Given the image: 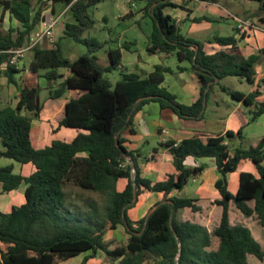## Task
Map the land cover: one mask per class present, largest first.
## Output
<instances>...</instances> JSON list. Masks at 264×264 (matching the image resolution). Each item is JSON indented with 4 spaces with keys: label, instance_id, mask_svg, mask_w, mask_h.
<instances>
[{
    "label": "trees",
    "instance_id": "1",
    "mask_svg": "<svg viewBox=\"0 0 264 264\" xmlns=\"http://www.w3.org/2000/svg\"><path fill=\"white\" fill-rule=\"evenodd\" d=\"M102 1L36 0L33 6L32 0H0V78L4 77L19 91L15 106L0 108V159L31 164L33 168L28 176H22L14 172L13 165L0 166V196L25 185L24 203L13 206L9 212H0V243L5 246L0 250V264H58L80 255H84L80 264H86L99 251L115 264H248L247 255L263 261L264 250L250 230L230 224L228 205L232 201L245 217L255 216L264 228V136L248 148L241 144V130L236 134L227 131L205 141L192 136L179 142L159 143L151 151L152 159L156 160L159 149L167 150L175 173L157 182L141 176L140 150H127L126 140L122 138L124 133L134 134L133 117L149 103H157L161 110L170 109L181 120L199 121L204 117V100L214 87H221L222 79L236 77L254 84L258 56L236 55L234 36L213 39L220 46H229L231 52L208 55L202 43L182 35L179 24L165 13L168 6H173L169 0H144L142 17L150 18L152 23L146 53L174 55L179 63H188L200 85L198 99L189 105L182 104L165 85V75L173 74L169 67L154 65L144 74L122 71L119 49L128 50L127 44L108 50L106 66L98 63L95 52L104 43L82 35L94 23L87 14L88 8ZM201 1L217 3V0ZM255 1L263 13L259 21L264 26V0ZM55 6L68 13L69 21L63 24L62 37L85 45L88 54L69 61L55 40L53 48L35 47L30 51L28 70L45 71L42 77L47 81L48 97L52 100L62 98L68 91L82 92L67 100L58 122L59 127L80 132L69 142L51 139L43 148L36 149L30 131L43 109L40 89L17 83L16 75L21 70L9 64L8 51L28 46L31 35L45 21L47 7L48 13L57 15ZM4 20L8 24L6 29L2 26ZM191 21L213 19L200 16ZM61 69L69 75L59 73ZM185 69L177 67L179 72ZM115 70L121 71V78L112 85L103 75ZM214 79L218 82L210 85ZM224 91L247 107L248 123H254L264 114V104L254 101L258 90L249 94L226 88ZM233 141H238V145H233ZM125 157L134 165V180ZM202 159L213 160L219 175L215 189L221 199L214 203L222 208V214L211 232L198 223L177 217L184 208L193 213L200 210L197 199L175 194L201 174L205 165L197 166L194 162ZM243 160L253 164L257 175L241 173L237 193L232 195L227 190V175L234 173ZM121 179L126 184L122 191H117ZM66 184L105 196L102 211L93 202L86 203L90 212L68 206ZM143 192L162 194L163 199L147 219L133 222L127 211ZM119 226L128 235L127 243L110 250L104 235ZM213 238L218 240L216 249L211 248Z\"/></svg>",
    "mask_w": 264,
    "mask_h": 264
},
{
    "label": "crops",
    "instance_id": "2",
    "mask_svg": "<svg viewBox=\"0 0 264 264\" xmlns=\"http://www.w3.org/2000/svg\"><path fill=\"white\" fill-rule=\"evenodd\" d=\"M131 3L135 6L133 0H130L128 2L129 10L124 12L122 18L133 17L130 16L131 14H133L131 12L134 7V6L132 7ZM169 4H172L173 6H168L165 9V13H168L171 17L180 18V22L178 23L179 29L182 22L186 20L191 21L193 18L196 17L208 16L213 19V21H200V22L191 21V25L188 27V32H186V35H184L186 37L194 39L193 34L195 32L203 31V30L208 31L210 29H213V31L210 33L211 35L203 42L194 39L203 44V50L205 51L206 54L212 55L219 51L231 52V48L229 46L223 47L213 41L215 37H221V36L217 34V32L214 30L215 27L211 25L213 23H216L217 21L226 20L227 18H229L228 16L229 14L240 18L237 12L231 13L232 11H235V9H232V5L237 4L235 0H225V3H221V0H217V3L214 4L205 3L201 0H169ZM57 7L58 6L54 7L55 12L56 11L58 12ZM249 11L250 10L246 8L243 11L242 15L248 14ZM259 17L256 19V21H254L257 27H259L258 30H254L248 33L246 37L238 38L235 32V28L232 26V30L234 31V34H232V36H234L236 40L235 52H234L236 55L243 58H247L251 55L258 56V60L254 64V71L256 73V76H255L254 84L251 85V90L252 91L258 90L260 95L258 96V99L256 101L258 103L262 102L264 104V90L262 89V87H258V85L260 84L259 79L262 77L264 78V70L262 69V65L264 66V26L260 23ZM5 21L6 20H4L3 23H5ZM119 50L121 51V49ZM125 51H126L125 53L136 55L135 54L136 51L131 50L130 48ZM121 54H122V59H124L123 58L124 53L122 51ZM149 56H155V55H149ZM164 56L170 57L172 55H164ZM141 60L143 61V59ZM135 61L138 67L142 68V65L139 63L140 54H138V58ZM154 65L165 66L164 63H162V61H159V62H154L152 63L151 66L148 65L147 67L150 68V70H152ZM22 70L24 73L29 72L28 67L22 68ZM139 70H141L142 73L149 72V71H144V69H139ZM59 73H62L65 76L69 75V72H66L65 70L63 72L62 69L59 70ZM176 75L178 78V83H176V87L178 88V91H174L172 93L176 95L178 101L182 104L189 105L194 103L198 99L200 94L199 92L200 85L197 81V78L192 72H190L187 69H185V71L183 72L177 71ZM217 82H218L217 80H213L209 84L210 85L216 84ZM81 93H82L81 91H69L67 98L61 101H57L58 99L52 100L49 98V103H47L48 107L52 106L54 102L57 103L60 102L61 106L57 110V112L51 115L49 111L46 110L45 111L48 114H46L45 112L43 113L44 110L43 107L39 119L35 122H32L31 131H30V140L34 148L36 149L43 148L46 144L50 142L51 139H59L65 142H69L78 134V132H80L79 130L76 129L59 127L58 122L61 120L63 116V108L67 100L69 98H76ZM18 97H19L18 89L14 85L8 84L4 77L0 78V108H3L8 105L15 106ZM220 99L221 98L217 95V89L214 87V89L210 91L208 98L205 99V110L209 108L208 102L211 101L213 102L211 106L214 105L217 108L220 107L221 106ZM217 100H219V102ZM150 104L153 103L144 105L139 111L135 113L133 117V124L135 130L134 134L132 135V134L124 133L122 135V138L126 140L124 146L127 150H140L139 144L143 143L144 138H146L147 136V134L144 131L140 130L141 125L139 124L142 120L145 123V118L149 115L148 114L149 112L147 113L146 112L147 110H145L147 108L155 110V114H156L155 118L150 119V124H151L152 132L154 134H157L159 137L157 146L159 143H164L166 141L179 142L180 140L187 139L192 136H199L202 140L205 141L209 137L215 135H223L227 131L236 134L237 131L239 130H241V134L243 136L241 144L244 143V141H246L247 143H249L250 146H252L255 145L262 136H264V114L258 117V119L254 123L250 124L248 123V118L246 115L247 109L242 108L240 103L232 106H228V113L225 114L223 119L224 120L223 127L222 128L218 127L219 128L218 130L216 129L215 126H217L219 123L216 121L212 122L213 123L212 126V124L210 122L208 123L204 117L199 121L181 120L170 109L161 110L159 106H152ZM205 110H204V115H205ZM219 119L221 120V117H219ZM216 123L217 125H215ZM232 144L236 146L238 145V141H233ZM155 156H156V160H153L151 157V152H148L145 156H142L140 153L138 167L140 169L142 177L149 179L153 182H157V181H161L166 175L175 173V169L172 165V157L167 152V150L159 149V151L156 153ZM194 164L197 166L205 165L201 174L198 177L191 179L192 184L195 185L198 184V187L195 188L193 192L188 191L187 190L189 184L188 183L179 193L175 195L197 199L196 204L197 206L200 207V210L198 212L193 213L188 208H184L182 210H185L186 213L181 214L180 216L177 217L178 219L183 221L198 223L202 226L204 225L209 231V226L211 223H214L215 227L218 225L222 214V208L214 203L215 201L221 199L218 191L215 189V182L219 178V175L217 173L213 160H209V159L197 160L194 162ZM7 165H13L14 172L21 174L22 176H28L33 171L31 164L20 165L14 162L12 163L8 159H0V166H7ZM244 172L257 175L256 170L251 162L247 160L241 161L237 167V170L234 173H230L227 175V184H228L227 190L230 194L235 195L237 193L239 187V177L240 174ZM125 184H126L125 180L123 179L119 180L116 185L117 191H122L124 189ZM24 189H25V185L23 188H21L20 185L16 190L8 194L1 195L0 212H4V213L9 212L13 206H20L21 204H23ZM162 199H163L162 194L143 192L137 199L136 204L127 211L128 218L133 222H137L138 220L145 218L149 214L151 208H153L157 203L161 202ZM250 206H253V203H251ZM228 208H229L228 216H229L230 224L231 225L242 224L243 226L247 227L250 230L254 239L261 245L260 243L261 241L258 239V236L255 234V229L257 231L258 228L259 231H261V233H264V231L263 228L259 225L256 217L255 216L245 217L235 207L232 201L229 202ZM237 211H239L244 216V218H241L239 212ZM199 220H201L202 223L199 222ZM251 220L256 221L258 225L257 228H253L249 224V221ZM119 227H117L113 231H118ZM113 231H107L104 237H106L109 232H113ZM254 234L256 237L254 236ZM103 240L104 242L106 241L105 238H103ZM105 243L115 244L113 246H110V250H111L114 249L115 247H123L127 242H123V243L105 242ZM4 249L5 246L0 243V250H4ZM83 257L84 255H80L66 261H61L58 264H80ZM115 263L116 262L108 258L102 251H99L94 258H91L86 262V264H115Z\"/></svg>",
    "mask_w": 264,
    "mask_h": 264
},
{
    "label": "rangeland",
    "instance_id": "3",
    "mask_svg": "<svg viewBox=\"0 0 264 264\" xmlns=\"http://www.w3.org/2000/svg\"><path fill=\"white\" fill-rule=\"evenodd\" d=\"M130 0H103L101 3L97 4L96 6L90 7L87 10L88 16L91 18V20L94 22L93 26L85 30L82 38H94L100 43H104L103 47L97 52H95L96 57L98 58V63L101 66L107 65V53L108 50L111 49H119L121 46L127 44L129 45V48L131 50L136 51V55L125 53V50L121 51L124 53V59H122V71L127 72H136L140 74H144L139 69H144V71H151L150 68L147 66H151L154 62L162 61L165 66L169 67L173 72V74H167L165 75L166 80V86L171 92L178 91V88L176 87V83H178V78L176 75L177 67H186L187 70H190L189 64L186 62L179 63L177 58L172 55L170 57H165L163 54L155 55V56H149L145 52L146 50V44H147V37L149 36L151 29H152V23L150 18L142 17L143 12L140 11L145 3L144 0H133L135 3V6L133 7V10L130 16L133 17H125L122 18L125 11L129 10L128 2ZM237 2L236 5H232V9H235V11H232L231 13L237 12L241 19L249 20L253 24L254 21L260 16L263 15V13L259 10V3L255 0H235ZM221 3H225V0H221ZM36 4V0H32V5L34 6ZM47 14L49 12V7ZM58 12L57 15H60L64 13V9L61 7H57ZM250 10L248 14L242 15L243 11L245 9ZM67 14L64 13L60 16L58 23L53 29L55 40L59 41L60 49L63 53V56L68 59L69 61H74L77 57L81 55L88 54V48L81 44L74 42L70 38L62 37V31H63V24L65 21H69L67 19ZM258 21V20H257ZM191 25V21H184L182 22L180 26V30L183 35H186V32H188V27ZM3 29H6L8 24L5 21V23H2ZM211 26L215 27L214 30L217 32V34L221 37H227L232 36L234 34V31L232 30V26L234 27V23L230 18H227L226 20H220L216 23H213ZM41 26L37 27L35 30V33H38L41 30ZM213 29H210L208 31H198L193 34L194 39L203 42L205 39H207L211 34ZM134 44V45H133ZM138 54H140V64L142 65V68L138 67L136 63V59L138 58ZM32 58V53L28 52L24 56L23 59L17 64L18 68L21 70V72L16 75V81L18 84L24 83L28 88H39L40 89V103L44 107L43 113L46 111H49L50 115L57 112V110L60 108V102H54L52 106L48 107L47 103H49V97H48V90H47V81L42 77V75L45 73L43 70H39L38 73H24L22 68H27L30 62V59ZM161 58V59H160ZM143 59V61L141 60ZM263 62V61H262ZM25 66V67H24ZM261 67V66H259ZM262 69L264 70V66L262 65ZM64 72V70H62ZM104 79L108 80L112 85H114L118 80L121 78V71L115 70L108 73H105L103 75ZM264 78H260L259 82L260 84L258 87H262L264 90V83L262 82ZM221 87H215L217 89V95L221 98V106H211L212 101L208 102V107L205 110L204 118L209 123L212 124L214 121L218 122L215 125L216 129L218 130L220 127H223L224 123V116L226 113H228V106H232L235 104L240 103L242 108L247 109V107L241 103L233 100L225 91L224 88L230 90V91H238L242 92L244 94H249L252 92L251 85L245 81L244 79H239L236 77H226L220 81ZM261 85V86H260ZM69 91L64 94V96L57 101L65 100L67 98ZM176 93V92H175ZM255 98V102L258 103L256 100L258 99V96ZM219 102V100H217ZM262 103V102H261ZM255 104V103H254ZM152 106H158L157 103L150 104ZM212 107V108H210ZM146 108V107H145ZM254 108V107H253ZM252 108V109H253ZM46 110V111H45ZM146 112L149 114L145 118V123L143 120L139 123L141 125L140 130L144 131L147 136L144 138V142L140 143V153L142 156H145L148 152H151L154 147H157L158 142V135L154 134L151 130V124L150 119L155 118V110L147 108ZM248 110V109H247ZM62 112V110H61ZM23 115H27V112H23ZM247 118L250 117V113H247ZM221 117V120L219 119ZM37 120H34L35 122ZM252 124V123H250ZM219 127V128H218ZM251 143V142H250ZM242 146L244 148H248L250 145L246 141L242 143ZM13 163V161H10ZM24 187V184L21 185V188ZM198 187V184H192L191 180L188 184V191H194L195 188ZM64 190L66 192L67 197V204L71 208L81 207L82 211H88L90 212V209L87 207V202H93L97 205L100 212L103 209V206L105 204V196L97 193V192H91V191H85L82 190L72 184H66L64 186ZM239 212V211H237ZM186 213L185 210H180L177 216H180L181 214ZM241 218H244V216L239 212ZM198 221V220H197ZM199 222L202 223L201 220ZM249 224L253 228H257L258 225L255 220L249 221ZM236 225H242V224H236ZM204 226V225H203ZM205 227V226H204ZM206 228V227H205ZM215 228V224L211 223L209 226V231L211 232ZM207 229V228H206ZM262 229V228H261ZM208 230V229H207ZM113 231V230H110ZM264 231V228H263ZM255 234L258 236V239L261 241L262 248L264 250V233H261L259 229L257 228V231L255 229ZM254 234V236H255ZM256 237V236H255ZM105 242H127L128 235L122 229V227H119L118 231L109 232L106 237ZM263 241V242H262ZM105 245L110 249V246H113L115 244H109L105 243ZM218 247V240L216 238H213L212 240V249H216ZM112 260V259H111ZM247 262L248 264H264L263 261H258L253 255H247Z\"/></svg>",
    "mask_w": 264,
    "mask_h": 264
},
{
    "label": "built area",
    "instance_id": "4",
    "mask_svg": "<svg viewBox=\"0 0 264 264\" xmlns=\"http://www.w3.org/2000/svg\"><path fill=\"white\" fill-rule=\"evenodd\" d=\"M61 15H63V13L60 15H54L52 13L46 14V18L45 21L43 22L41 30L38 33L34 32L31 35L28 46L21 49L8 51V53L11 55L9 64L17 65L21 61V59L24 58L26 53L30 52L35 47L53 48L55 46V37H54L53 29L58 23V20ZM228 16L234 23L235 32L238 38L246 37L248 33L259 29V27H257L256 24H253L249 20H244L230 14ZM172 18L175 20L176 23L180 22V18L178 17H172Z\"/></svg>",
    "mask_w": 264,
    "mask_h": 264
},
{
    "label": "water",
    "instance_id": "5",
    "mask_svg": "<svg viewBox=\"0 0 264 264\" xmlns=\"http://www.w3.org/2000/svg\"><path fill=\"white\" fill-rule=\"evenodd\" d=\"M214 80H217V79H214ZM208 85H209V84H208ZM203 104H204V106H205V100H204V103H203ZM116 144H118V143L116 142ZM125 158H126L127 162L129 163L130 168H131V179L134 180V179H135V169H134V165H133V163L129 160L128 157H125ZM134 201H135V198H134ZM156 206H157V205H156ZM156 206H154L153 208H151L149 214L152 212V210H153ZM149 214L146 216V219H147V217L149 216Z\"/></svg>",
    "mask_w": 264,
    "mask_h": 264
}]
</instances>
